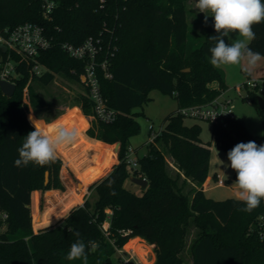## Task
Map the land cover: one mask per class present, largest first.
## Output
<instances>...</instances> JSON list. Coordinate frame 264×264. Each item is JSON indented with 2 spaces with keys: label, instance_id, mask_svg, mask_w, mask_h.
<instances>
[{
  "label": "trees",
  "instance_id": "obj_1",
  "mask_svg": "<svg viewBox=\"0 0 264 264\" xmlns=\"http://www.w3.org/2000/svg\"><path fill=\"white\" fill-rule=\"evenodd\" d=\"M189 1L57 0L54 11L45 18L36 0H0V29L36 23L52 41V46L37 56L45 71L37 76L16 57L15 92L11 97L0 92V264H85L83 258L67 259L77 241L86 246L87 264H117L120 258L116 250L135 237L153 245V264H264V241L259 237L264 201L249 213L240 211L244 205L233 198L215 201L205 196L202 186L210 150L200 141L198 125L186 126L184 117L176 112L169 115L160 135L146 144V153L136 157L137 169L132 170L126 162L129 139L139 132L133 111L146 103L151 90L173 97L178 110L208 103L227 89L223 72L210 63L209 49L214 42L208 37L218 35L213 18L206 23L201 39L192 36L187 17ZM253 30L256 38L249 47L264 55V23ZM90 37L100 39L104 50L113 53L107 66L111 78L99 72V86L117 118L112 124L92 121L85 134L107 145L118 143L117 164L114 147L84 137L86 123L72 111L74 126H80L79 146L86 147L85 160L76 165L67 146L58 149L80 183L79 193L67 185L62 197L71 201L72 208L79 203L84 188L99 181L89 187L90 195L83 205L70 208L60 224L34 233L31 193L63 191L64 187L58 157L44 167L14 164L24 137L34 130L27 117L29 110L50 122L41 116V112H48L49 103L30 84L47 86L59 75L82 87L84 63L68 56L61 45L78 46ZM5 57L0 47V60ZM257 98L248 92L244 99L254 106L263 126L262 135L250 134L241 118L228 119L225 127L212 124L217 149L228 153L237 143L248 141L264 145V108L258 106ZM77 99L82 114L91 116L85 91ZM37 123L45 130L49 127ZM98 156L100 163H94ZM130 177L146 179V188L138 187V194L126 189L124 184ZM232 180H236L234 170ZM57 193L48 192V200L61 196ZM33 200L36 203V194ZM61 217L60 207L55 212L46 208L41 215L33 210L35 227L52 225Z\"/></svg>",
  "mask_w": 264,
  "mask_h": 264
},
{
  "label": "rangeland",
  "instance_id": "obj_2",
  "mask_svg": "<svg viewBox=\"0 0 264 264\" xmlns=\"http://www.w3.org/2000/svg\"><path fill=\"white\" fill-rule=\"evenodd\" d=\"M196 3L197 0H191L187 3L188 26L192 36H200L198 38L201 39L206 32L205 15L204 13L199 12V9L196 8ZM209 19L210 17H208V20ZM237 38L239 37L236 36L235 33H233L232 39L234 40ZM231 42V40H228V43ZM218 69L223 72L224 85L227 87V89L223 92V98L231 100L233 116L236 118H241L243 120L246 130L250 134L254 136H261L263 133V126L260 118L254 106L251 105L248 100L244 99V97L248 95V91L244 88H241L237 91L236 87H240L247 81H256L259 79H263L264 59L260 60L253 67H249L247 62L245 61L241 62V64L239 65L222 66ZM30 85H34L37 94H39L40 97H42L47 103H49L48 112H41V116L47 117L50 121V124H46L47 126L64 125L69 128H75L76 130L80 127L74 126L72 111H81L77 96L84 93L83 87L59 75H56L54 80L47 86L38 85L36 82ZM250 92L255 93L264 101L263 97L257 92ZM26 96L27 89L25 88L23 90L24 102L27 101ZM177 108V101L173 97L162 94L156 89H153L149 92L148 100L146 101V103H144L142 107L136 108L133 111L135 113L134 119L139 125V132L129 139L130 149L133 151V154L134 152H136V155H133V157H142L146 153V144L149 142L151 132H157L159 129L163 128L165 119L169 115L175 113L177 111ZM29 116H32L33 119L43 123V120L40 119V117H37L31 109L29 110L27 117L29 122L32 124ZM83 120L85 121L86 126L82 129V134L84 130L86 128L88 129L92 123V120L88 117L84 118ZM183 122L186 126L198 125L200 127V141L210 150L206 178L207 183L203 186V192L205 196L215 201H222L228 198L235 199V189L233 186V183L235 181L232 180V169L226 166L229 164L227 153L217 149L214 145L212 123L205 120H197L188 117H185ZM84 137L86 136L84 135ZM80 141V138H78L77 136L76 140L73 143L64 145L65 147L67 146L68 153L73 154L75 158L79 154H82V152H84L86 148L83 146H79ZM94 142L100 143L104 146H112L114 147V151H118V143L106 145L99 141ZM91 154L92 153L88 152V156H90V158ZM166 159L171 165V160L167 156ZM93 160L94 163L98 162L99 156ZM220 160L223 161V164H221ZM70 169L71 168H68L65 164H63L61 168L63 176L67 178L66 182L61 179L65 187L64 192H67L68 190L67 185H70L74 191L80 190L79 180L76 177L75 173ZM218 179H220L224 184H218ZM124 187L132 192H136L137 194L139 193L138 187L131 183L129 180L125 182ZM82 195L79 204L84 203L85 197L87 196L85 194V197L82 198ZM46 198H48V193L43 192L40 201L41 210L42 208H45ZM59 200H61L60 211L61 215L63 216L64 214L69 212L71 208V201L65 197L59 198ZM189 241L190 238H188V243ZM188 257L189 255L186 253L185 258L187 260Z\"/></svg>",
  "mask_w": 264,
  "mask_h": 264
},
{
  "label": "clouds",
  "instance_id": "obj_3",
  "mask_svg": "<svg viewBox=\"0 0 264 264\" xmlns=\"http://www.w3.org/2000/svg\"><path fill=\"white\" fill-rule=\"evenodd\" d=\"M196 8L204 13L205 23L208 17L213 18L218 34L208 37L214 42L209 49L210 63L214 67L234 66L245 61L253 67L264 59V55L249 47L256 38L254 26L264 23V0H197ZM233 33L239 38L233 40ZM225 38L232 42L226 43ZM29 119L34 130L24 137L17 149L19 158L14 161L17 167L30 163L39 167L51 164L57 159L58 149L73 143L78 136L75 128L53 125L45 130L32 116ZM227 157L229 164L226 166L236 172L234 198L244 205L240 211L250 213L264 201V145H257L255 141L240 142L227 153ZM85 247L83 242L73 243L67 259L83 258L87 264Z\"/></svg>",
  "mask_w": 264,
  "mask_h": 264
},
{
  "label": "built area",
  "instance_id": "obj_4",
  "mask_svg": "<svg viewBox=\"0 0 264 264\" xmlns=\"http://www.w3.org/2000/svg\"><path fill=\"white\" fill-rule=\"evenodd\" d=\"M36 1L40 4L45 18H48L57 5V0ZM51 46L52 41L47 37L44 28L36 23L26 22L13 28L0 29V47H4L6 53L5 59L0 60V81L14 84V79L18 77L15 68L19 65L16 57L29 65L32 73L39 76L45 69L38 63L37 56ZM61 48L71 58L84 63L80 82L91 106L92 114L89 119L103 124L115 122L117 118L116 111L107 106L99 86V72L104 73L105 78H111L107 66L113 53L105 51L100 39L92 37L87 38L78 46L64 43ZM241 88L246 89L248 92L255 91L264 99V78L247 81L240 87H236V90L238 91ZM176 113L184 118L205 120L213 125L221 124L224 127L228 119L235 118L231 100L223 98V92L208 103L181 108ZM214 117L215 119H213ZM160 133L161 129L157 132L152 131L148 143H153ZM133 155V151L129 148L126 162L132 170H136L138 164L136 157H133ZM218 184L222 185L224 183L218 179ZM1 217L2 219L6 218L5 215H1ZM103 228L106 229L104 226ZM259 237L264 241V224L259 231ZM116 252L120 258L117 264H141L132 255L125 257L121 249L116 250Z\"/></svg>",
  "mask_w": 264,
  "mask_h": 264
},
{
  "label": "crops",
  "instance_id": "obj_5",
  "mask_svg": "<svg viewBox=\"0 0 264 264\" xmlns=\"http://www.w3.org/2000/svg\"><path fill=\"white\" fill-rule=\"evenodd\" d=\"M211 87L212 88H217V85L216 84H212L211 85ZM78 110V109H77ZM79 112V113H78ZM66 116V115H65ZM64 116V117H65ZM71 116V115H70ZM77 116H79V117H81V118H86L83 114H82V112L80 111V110H78L77 111ZM83 116V117H82ZM64 117H62V118H64ZM89 118V117H88ZM93 121V120H92ZM91 121V122H92ZM43 124L44 125H46V124H50L49 122L48 123H46V122H44V120H43ZM87 129V128H86ZM86 129L84 130V132H83V134L86 136V134H85V132H86ZM87 137V136H86ZM88 139H90V140H94V141H97V140H95V139H92V138H89V137H87ZM100 142V141H99ZM102 143V142H101ZM100 144V143H99ZM107 145V144H106ZM78 151V150H77ZM74 152H75V150H74ZM136 152H134V155H136L135 154ZM116 154H117V150L115 151V160H116V162H115V164L114 165H116L117 164V157H116ZM57 157L61 160V162H62V165L63 164H65L66 166H67V164L65 163V161H64V159L62 158V156H61V154L59 153V151H58V155H57ZM136 157V156H135ZM85 160V151L84 152H82V154H79L76 158H75V161H76V165L77 164H80V163H82L83 161ZM91 161V160H90ZM100 161H101V158H99V163H100ZM90 164V162L87 164V166L85 167L86 169L85 170H88L89 168H88V165ZM68 168H69V166H67ZM61 168H62V166H61ZM71 170V169H70ZM111 171V170H110ZM110 171L108 172V174L110 173ZM107 174V175H108ZM62 175H63V172H62V170L60 169V172H59V178H60V181H61V179H63L62 178ZM107 175H105V176H107ZM104 176V177H105ZM102 179V178H101ZM99 181V180H98ZM98 181H96V182H98ZM96 182H94V183H96ZM61 183H62V185H63V187H64V184H63V182L61 181ZM94 183H92V184H94ZM207 183V180L204 182V184H203V186L205 185ZM91 184V185H92ZM79 185H80V183H79ZM91 185H87L85 188H84V193H83V195H82V198L83 197H85V194L87 195L86 197H85V200L88 198V196L90 195V191H89V187L91 186ZM202 186V187H203ZM53 192V191H57L58 193L56 194V195H61L60 197H56V196H54V198H52V199H49L48 200V198H46L45 199V201H46V205H45V208H42V210L40 209V201H41V198H42V194H43V192L42 191H38V190H36V191H33L32 193H31V196H30V200H31V202H30V211H31V217L33 218V210H34V208L36 209V212L38 213V215H41L43 212H44V210L47 208V209H49V210H51V211H57V209H59V207H60V203H61V200H59L58 198H62V194L64 195V194H66L67 192H64L65 191V187H64V190L63 191H59V190H50V191H46L47 193L48 192ZM76 193H79L80 191L78 190V191H75ZM34 194H36V196H37V200H36V203L34 202V200H33V196H34ZM84 200V201H85ZM83 204V203H82ZM82 204H79V203H77V205H75L74 207H72V208H75V207H79V206H81ZM71 208V209H72ZM70 209V210H71ZM69 210V211H70ZM68 214V212L66 213V214H64L61 218H59L54 224H52V225H48V226H42V227H35V225H34V221L32 220V229H33V232L34 233H37V231H39L40 229H43V228H45V227H51V226H55V225H58V224H60L61 222H62V220L64 219V217L66 216ZM104 227L105 228H107L108 227V224L107 223H105L104 224ZM134 240H136L137 242H135L134 244H133V246L130 248V249H126V245L127 244H129L131 241H134ZM136 246V247H135ZM154 247H153V245H150V244H148L147 242H145L144 240H142V239H140V238H138V237H135V238H132V239H130L122 248H121V251H122V254L125 256V257H127V256H129V255H132L133 257H134V259H137L138 261H140V263L141 264H148V263H150V264H153L154 263V261H155V253H154V249H153ZM188 263H190V259L188 258Z\"/></svg>",
  "mask_w": 264,
  "mask_h": 264
},
{
  "label": "water",
  "instance_id": "obj_6",
  "mask_svg": "<svg viewBox=\"0 0 264 264\" xmlns=\"http://www.w3.org/2000/svg\"><path fill=\"white\" fill-rule=\"evenodd\" d=\"M2 50H3V52L5 51L4 47L2 48ZM15 88H16L15 85L12 83H9L6 81H0V92L6 97H11L15 92ZM257 103H258V106L260 108H264V101L261 98H259V97L257 98ZM118 145H117V147H118ZM48 178H49L48 173L45 172V174H44V183L45 184H47ZM129 181L141 189H145L147 186V181L144 178L130 177Z\"/></svg>",
  "mask_w": 264,
  "mask_h": 264
},
{
  "label": "bare ground",
  "instance_id": "obj_7",
  "mask_svg": "<svg viewBox=\"0 0 264 264\" xmlns=\"http://www.w3.org/2000/svg\"><path fill=\"white\" fill-rule=\"evenodd\" d=\"M135 242H137L136 240H134V241H131L129 244H127L126 245V249H130L132 246H133V244L135 243ZM135 245V244H134ZM136 247V246H135Z\"/></svg>",
  "mask_w": 264,
  "mask_h": 264
}]
</instances>
